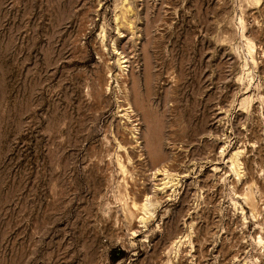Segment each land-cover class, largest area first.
<instances>
[{"label":"rangeland","instance_id":"obj_1","mask_svg":"<svg viewBox=\"0 0 264 264\" xmlns=\"http://www.w3.org/2000/svg\"><path fill=\"white\" fill-rule=\"evenodd\" d=\"M0 264H264V0H0Z\"/></svg>","mask_w":264,"mask_h":264},{"label":"trees","instance_id":"obj_2","mask_svg":"<svg viewBox=\"0 0 264 264\" xmlns=\"http://www.w3.org/2000/svg\"><path fill=\"white\" fill-rule=\"evenodd\" d=\"M120 253L122 254L123 252H120ZM110 259H111L112 262H116V261H118L120 259V256L116 255L115 251H112L110 253Z\"/></svg>","mask_w":264,"mask_h":264},{"label":"bare ground","instance_id":"obj_3","mask_svg":"<svg viewBox=\"0 0 264 264\" xmlns=\"http://www.w3.org/2000/svg\"><path fill=\"white\" fill-rule=\"evenodd\" d=\"M124 10H125V12H122V11H121V12H122L121 16H122V15L125 16V14L128 13V11H127L126 9H124ZM124 10H123V11H124ZM123 23H126V24H128V25L130 24L129 21H128L127 19H125V17H123Z\"/></svg>","mask_w":264,"mask_h":264}]
</instances>
